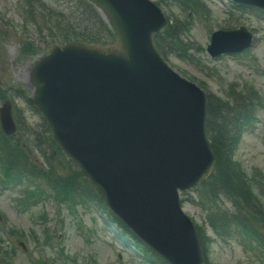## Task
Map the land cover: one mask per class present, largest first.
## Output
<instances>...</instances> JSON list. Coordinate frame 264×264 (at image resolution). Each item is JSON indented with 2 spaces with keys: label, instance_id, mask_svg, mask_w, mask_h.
<instances>
[{
  "label": "water",
  "instance_id": "95a60500",
  "mask_svg": "<svg viewBox=\"0 0 264 264\" xmlns=\"http://www.w3.org/2000/svg\"><path fill=\"white\" fill-rule=\"evenodd\" d=\"M92 1L109 15L124 54L104 56L74 44L55 49L32 68L29 101L106 206L139 239L168 264H202L176 191L196 186L215 165L204 135V100L153 53L150 36L166 27L158 9L146 0ZM220 37L213 39L212 55L221 52ZM135 57L146 67L142 78L129 70ZM150 69L155 72L146 74ZM1 118L12 133L8 106ZM87 145L89 152L82 150Z\"/></svg>",
  "mask_w": 264,
  "mask_h": 264
},
{
  "label": "rangeland",
  "instance_id": "374dc122",
  "mask_svg": "<svg viewBox=\"0 0 264 264\" xmlns=\"http://www.w3.org/2000/svg\"><path fill=\"white\" fill-rule=\"evenodd\" d=\"M68 1L70 0L51 1L50 6L53 9L62 3L66 6ZM153 1L159 4L171 22H187L188 31H185L184 27H179L178 31L167 32L161 36L164 46L163 58L176 73L194 82L213 97H228L225 93L227 89L229 91L230 87L239 89L244 86L249 87L253 92L257 91L262 97L263 107L257 108L252 127L242 133L235 159L243 165L251 178L260 183L259 187L264 188V15L251 10L252 8L244 10L233 8L228 0H199V4L194 6V9L188 8L189 4L181 6L179 1L175 2V0ZM189 1L194 4L198 0ZM16 4L15 0H0V87L7 90L8 96L14 93L12 87L10 88L11 84L22 85L28 90L30 69L53 47L50 40L51 31L47 32L43 27L33 28L29 20L24 23L23 15ZM69 9L71 10H62V17H59L61 21L64 19L66 23L68 22L66 25L79 21L76 10ZM38 11L37 15L46 17L45 8L39 7ZM229 11H232V15L228 14ZM80 12L87 16L89 13L87 9ZM241 25L252 30L255 35L249 56L211 59L206 50L210 33L228 27L238 28ZM94 27L97 32L98 27L95 24L88 28ZM62 30L63 28H57L53 29V32ZM179 31L185 32L182 35ZM111 34L109 31L105 33L98 31V35L107 40ZM23 43L31 44L34 51L30 48L23 51ZM15 104L19 109L16 116L24 122L22 123L26 131L23 132L24 136L26 137L27 132H31L34 128L39 131L40 121L26 111L25 104L21 100H15ZM42 134L43 142H46V137L44 133ZM18 148L22 151L27 149L26 145H20ZM31 155L37 154L33 152ZM69 168L75 173L73 165L69 164ZM54 175L63 177L64 172L57 168ZM78 185L80 191L86 188L83 184ZM200 192L202 194L204 189ZM198 194L193 191L185 192L181 197L182 208L198 227L202 225L206 227L204 222L211 209L204 203L203 196ZM16 195L17 191H0V216L3 217L5 230L13 229L16 234L18 232L23 234L19 240L26 251L19 249L13 252L7 244V238L4 236L3 239L0 234V259L7 255L11 264H33V260L37 257L33 253L35 242L31 234L35 233L42 237L43 230L47 229L54 237V241L44 250L45 256L42 257L52 259L55 264H64L59 258L61 251L69 257L66 264H144L143 261L139 259L136 261L127 253L121 252L122 246L113 238L115 228L107 223L104 211L100 207L80 210L78 218L63 208L58 211L50 202L22 212L16 208ZM217 208L228 213L234 211L231 203L224 198ZM41 213L47 221L44 225L38 226L33 221V217L36 216L35 220L39 221L37 217L42 215ZM245 221L248 220H242L243 223ZM250 221L248 225H251ZM256 231L260 236L259 240H264V228L257 227ZM233 232L230 237L222 239L213 235L207 228L208 240L199 235L207 251V261L211 264H264L259 255L243 244L239 236Z\"/></svg>",
  "mask_w": 264,
  "mask_h": 264
},
{
  "label": "trees",
  "instance_id": "16d2710c",
  "mask_svg": "<svg viewBox=\"0 0 264 264\" xmlns=\"http://www.w3.org/2000/svg\"><path fill=\"white\" fill-rule=\"evenodd\" d=\"M27 2L31 5L34 4L33 0H27ZM84 9L88 10V16L80 12L79 21H82L84 24L94 22V24L96 25L98 21L93 20L94 17H98L95 11L90 6H84L83 4H81L78 8L79 11ZM94 31L95 27L87 28L86 32H73L72 36L76 37L75 35L80 34L79 38L84 37V39H86L90 37L91 40H94L95 38L101 39L93 34ZM171 32H173V30ZM246 91V93L238 94L236 99H234L233 101H221L218 99L213 100L210 98V103L207 109V132L211 143V149L213 150L217 158V164L214 175H212L208 179V181L203 184V186L205 187L204 194L206 201L215 206L218 203L217 201L219 197L224 196L235 204L237 212L240 211L239 215L242 212H246L255 222L263 223V207L260 205H258V207H255L256 200L252 195V189H255V185L253 186L252 182L249 180L240 164L234 160V154L237 150L240 137L239 132L243 126L249 123L250 115L253 114L252 105L254 103V97L256 96V93L254 92L252 98V91L249 92L248 89ZM233 97L234 95L232 96V98ZM40 139L41 136L40 138H38V140ZM46 140L49 145L48 149L50 151V157L48 160L49 170L42 171V174L49 177L51 175H54L56 171L54 169V166L57 168V165L61 163L60 160L64 159V161H66V159L57 149L55 143L52 142L50 136L48 135V132ZM4 146V149H1V159L5 161L6 166L8 167V171L19 168L15 165H20L23 162L27 163V157L24 154L15 152V150L11 148L12 145L4 142ZM53 150L57 151L56 156L51 155V152H53ZM69 164L70 162L68 161L67 165L69 166ZM74 172L75 173H72L71 177L66 179H62L61 177H57L54 175V182L61 185L62 187V192L64 193L63 197L66 196L68 200H74L77 196L85 195L81 192L77 193L79 192L78 184H83L89 191L88 196L86 197H88L89 200L98 201L97 196L89 187V184L82 179L80 174L75 169ZM49 184L57 189L56 185L50 182ZM211 215L212 216L209 217L208 222L216 232L227 233L230 231L233 225H240L244 229H246V231L250 233L251 236H256L249 225L246 224L248 223V221H245V223L234 222L236 220L230 219L231 217H228L223 211L218 208H216V210L213 211ZM255 225L259 226L261 224ZM201 236L203 237V231H201ZM134 241L140 247H142L135 239ZM201 246L204 250L205 247L202 245V243ZM144 249L150 255L152 262L156 264H163L161 260L151 254L146 248Z\"/></svg>",
  "mask_w": 264,
  "mask_h": 264
},
{
  "label": "bare ground",
  "instance_id": "6f19581e",
  "mask_svg": "<svg viewBox=\"0 0 264 264\" xmlns=\"http://www.w3.org/2000/svg\"><path fill=\"white\" fill-rule=\"evenodd\" d=\"M102 2H104V1L102 0ZM138 21L142 22L140 19H138ZM141 60H142L141 57H135L134 60L131 61L128 65L130 66L129 67V70L130 71H132V68L137 69V74L142 78V77H144V74H145V71H146V67H145V65H143V63H142ZM154 72H155L154 70L150 69V70H148L146 72V74H153ZM122 73H125V72L124 71H121L120 74H122ZM36 106H38V105H36ZM82 109L83 108H77V111H81L82 112ZM74 110H76V109H74ZM129 112H130V110L127 111V113H129ZM82 150H84L86 152H89L88 145L87 146H84L82 148ZM210 152L212 153L213 156H215V154H214V152H213L212 149L210 150Z\"/></svg>",
  "mask_w": 264,
  "mask_h": 264
}]
</instances>
